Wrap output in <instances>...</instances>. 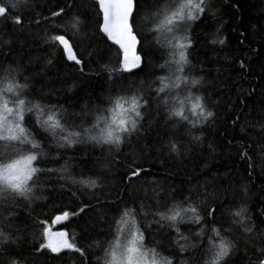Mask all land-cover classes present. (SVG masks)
<instances>
[{
  "label": "snow or ice",
  "instance_id": "snow-or-ice-1",
  "mask_svg": "<svg viewBox=\"0 0 264 264\" xmlns=\"http://www.w3.org/2000/svg\"><path fill=\"white\" fill-rule=\"evenodd\" d=\"M75 7V0H72L68 8L56 6L50 10V16L43 18L50 28L46 30L42 42L56 51L62 49L67 60L80 65L82 58L73 53L74 45L67 34L71 32L72 37L88 41V59L98 65L99 72L107 73L109 83L99 104H83V111L69 114L63 105L42 103L39 97L31 94L29 76L20 82L19 76L24 71L21 65L0 62V264H28L27 256L21 257L16 252L22 239L21 227L13 223L16 208L25 209L28 222H22L23 228L33 230L36 239L31 253L40 256L51 254L54 258H66L76 264H87L84 258L89 254L97 264H229L228 258L242 247L248 264H264V228L258 229L254 223L249 206V183H241L233 191L232 204L222 212L214 201L208 200V196L225 199L228 192L211 191L207 184L197 186L206 193L203 199L199 191L191 189L189 195L182 199L165 196L161 202L159 195L163 189L157 192L153 188L155 205L145 204L143 199L117 203L106 196L100 198L104 185L101 176L95 172L74 174L67 161L59 167L34 164L39 163L38 157L47 155L41 147L43 138L36 139L40 131L50 137L49 143L57 148L89 143L101 147L105 151V162L97 164L98 171L110 172L117 162L116 154L121 151V146L132 135L141 133L146 120L151 122L148 120L151 111L157 114L163 111L169 134L161 147L174 156L180 154L185 137L190 144L201 141V135L194 134L200 131L198 125L217 118L213 108L218 102L202 92L206 83L203 76L190 75L194 65L189 59V50L193 46L190 35L192 25L205 14L215 18L211 0H154L146 8L140 23L145 32L152 34L154 44L162 52V62L154 67L163 70L164 74L138 84L118 83L124 78L116 75L127 73L144 62V57L134 51L138 42L131 23L135 15L134 0H95L93 7L98 9L99 19L94 25L88 23L86 5L84 12H73ZM31 9L30 0H0V20L5 28L23 32L24 19ZM27 19L29 26L38 27L40 24L39 19L31 16ZM89 27L93 39L95 34L101 35L98 43L108 42L107 48H118L119 68L105 62V48L91 43ZM219 31L220 28H216L215 32L209 33L212 38L207 40L208 44H224V38L216 35ZM48 32L52 34L48 35ZM0 43L6 45L8 41L0 35ZM52 62L51 59L45 61L46 64ZM239 67L247 71L244 62L241 61ZM72 87L68 85V91ZM229 106L232 107L231 104ZM26 113L33 115L34 120L26 119ZM257 128L258 131L247 133L250 140L248 147L243 143L238 146L244 149L237 155L247 160L249 176L257 168L249 156L252 144L261 153L259 169L264 173V114L257 118L256 123H246L240 129L245 132L246 129ZM58 155L54 154L51 160L55 161ZM108 157L112 158L111 163L107 162ZM142 171L144 169L132 160L123 179L130 184L131 178H138ZM41 177L48 181L55 179L54 187L63 191L78 185L77 190L71 191V196L76 199H81L78 193L85 189L90 195H95L100 213L96 220L106 225V230L100 229V235L96 236L85 235L82 244L70 243L65 231L52 232L51 225L62 224L69 220L70 215L80 216L86 208L93 206L82 202L73 212L53 209L56 214L51 216V223L47 214L43 217L39 213L33 215L34 201L48 200V197L36 195L33 191L43 185ZM147 191L145 189L146 194ZM193 193L195 199L192 198ZM217 212H220L219 217ZM255 212L264 217V204ZM149 215L153 219L145 220L144 227L156 223L171 230L168 254L158 248L162 242L151 246L145 243V233L138 225L141 218ZM206 217L211 218L210 222ZM180 225L189 227L187 231H182ZM191 226H195L194 231ZM202 237L207 238L202 240ZM98 250L100 254L96 255ZM187 252H191L192 257H186L184 254ZM197 252H200V258L194 261Z\"/></svg>",
  "mask_w": 264,
  "mask_h": 264
},
{
  "label": "trees",
  "instance_id": "trees-1",
  "mask_svg": "<svg viewBox=\"0 0 264 264\" xmlns=\"http://www.w3.org/2000/svg\"><path fill=\"white\" fill-rule=\"evenodd\" d=\"M30 2L32 9L24 19L23 32L11 27L5 28L4 22L0 20V35L8 41L6 45L0 43V62L13 66L21 65L24 71L19 76L20 82H24V77L29 76L31 94L39 97L42 103L63 105L68 109L69 114L73 111H83L81 108L83 104L89 106L99 104L102 93L107 90L109 83L107 73L99 72L98 65L88 59L86 51L88 41L72 37L71 32L67 34L70 43L74 45L73 50L77 58H82L80 65L67 61L62 49L56 51L42 42L46 30L50 28V24L45 23L43 18L50 16V10L56 6L68 8L72 0H30ZM94 2V0H75L76 7L73 8V12H84V5L87 6L89 25H94L99 19L98 9L93 7ZM153 2L154 0H134L135 15L131 18V23L138 36V53L144 57V62L136 71L117 73V77L122 75L124 78L118 83L138 84L142 80L147 82L155 75L164 74L163 70L154 67L155 64L162 62V52L154 44L152 34L145 32L140 23L141 16ZM211 6L215 11V18L205 14L190 29L193 46L189 50V59L194 65L190 75L203 76L206 83L202 92L209 94L211 100L218 102L213 108L217 118L197 126L200 131L194 134L201 135V141L190 144L189 139L185 137L180 154L178 156L168 154L161 147L169 134L163 119L164 113L160 111L157 114L151 111L148 116L151 122L146 120L141 133L132 135L129 141L121 146V151L116 154L117 162L110 172L98 171L97 164L105 162V151L101 147L89 143L76 144L71 148H57L49 143L51 138L42 131L36 134V139L43 138L41 147L47 155L38 157L39 163L34 162V164L59 167L67 161L74 174L88 175L95 172L101 176V183L104 185L100 190V198L104 199L106 196L117 203L121 200L130 202L143 199L145 204L155 205L153 188H156L157 192L163 189L159 195L161 202L164 201L165 196L182 199L185 195H189L191 189L199 191L203 199L206 193L203 188L197 186L207 184L211 191L228 192L229 195L225 199L208 196V200L214 201L215 206L222 212L232 204L233 191L238 189L241 183H249V206L254 223L258 229L264 228L262 223L264 217H260L255 212L256 208L264 204V173L259 169L261 153L257 152L256 145L252 144L249 156L257 168L251 176H249L247 160L237 155L238 151H244L238 147L241 143L245 147L250 143L247 133L258 131L257 128L241 132V127L246 123H256L257 118L264 114V0H211ZM27 16L39 19V26H29ZM216 28H220L216 35L224 38V44L213 46L208 44L207 40L212 38L209 33L215 32ZM88 31L91 43L95 47L107 50L105 62L119 68L118 48L116 46L107 48L108 42L98 43L101 35L95 34L93 39L90 27ZM51 34L48 32V35ZM48 59L53 62L46 64L45 61ZM241 61L244 62L247 71L239 67ZM68 85H73L71 91H68ZM230 104L232 107L229 106ZM25 116L29 121L34 120L31 114L26 113ZM54 154L59 155L55 161H52L51 157ZM132 160H135L144 171L138 178H131L129 184L123 177L127 165ZM107 162L111 163L112 158L108 157ZM41 179L44 180L43 185L34 188L33 191L36 195L48 197V200L34 201L33 215L39 213L43 217L47 214L51 223V216L56 214L53 209L73 212L82 202H86L93 207L86 208L80 216L70 215L69 220L59 224L56 229H65L67 240L77 244L85 242V235L96 236L100 235V229L106 230V225L96 220L100 213L97 210L95 195H90L85 189L78 193L81 199H76L71 196V191L77 190L78 185L63 191L54 187L55 179L52 181L44 177ZM145 189L148 190L147 194ZM192 198L195 199V193ZM15 211L17 215L13 223L19 225L22 230L21 243L16 247V252L21 257L27 256L28 264H76L75 261L66 258L64 260L54 258L51 254L44 256L32 254L31 249L36 237L31 228H23V223L28 222L25 209L16 208ZM219 216L220 212H217V217ZM151 219H153L151 215L141 218L138 225L145 233V243L151 246L162 242L158 248L168 254L171 230L156 223L144 227L145 220ZM206 219L210 222L211 218L206 217ZM93 223H95L94 227H92ZM86 227L87 233H85ZM180 227L182 231H187L189 226L180 225ZM191 227L194 231L195 226ZM99 254L98 250L96 255ZM184 255L192 257L191 252ZM199 258L200 252H197L193 259L195 261ZM84 259L87 264H97L91 254ZM228 259L229 264H248V257L242 247Z\"/></svg>",
  "mask_w": 264,
  "mask_h": 264
},
{
  "label": "water",
  "instance_id": "water-1",
  "mask_svg": "<svg viewBox=\"0 0 264 264\" xmlns=\"http://www.w3.org/2000/svg\"><path fill=\"white\" fill-rule=\"evenodd\" d=\"M95 1V0H94ZM134 8H135V5H134ZM138 46H139V41L137 42V45H136V48L134 49V51L136 52V54L137 55H139V53H138ZM73 53L75 54V52H74V50H73ZM67 61H69V60H67ZM70 63H74L73 61H69ZM141 67V65L139 66V67H137V68H131L130 69V71H136V70H138L139 68ZM65 222V221H64ZM63 222V223H64ZM62 223V224H63ZM58 231H64V230H58ZM52 232H57V231H52ZM66 239H67V235H66Z\"/></svg>",
  "mask_w": 264,
  "mask_h": 264
},
{
  "label": "rangeland",
  "instance_id": "rangeland-1",
  "mask_svg": "<svg viewBox=\"0 0 264 264\" xmlns=\"http://www.w3.org/2000/svg\"><path fill=\"white\" fill-rule=\"evenodd\" d=\"M59 224H57V225H51V231H58V230H61V229H56L57 228V226H58ZM63 230V229H62Z\"/></svg>",
  "mask_w": 264,
  "mask_h": 264
},
{
  "label": "flooded vegetation",
  "instance_id": "flooded-vegetation-1",
  "mask_svg": "<svg viewBox=\"0 0 264 264\" xmlns=\"http://www.w3.org/2000/svg\"><path fill=\"white\" fill-rule=\"evenodd\" d=\"M62 230V229H61ZM65 231V229H63ZM66 232V231H65Z\"/></svg>",
  "mask_w": 264,
  "mask_h": 264
}]
</instances>
